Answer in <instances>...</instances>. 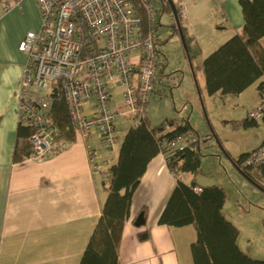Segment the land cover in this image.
Listing matches in <instances>:
<instances>
[{"label": "crops", "instance_id": "1", "mask_svg": "<svg viewBox=\"0 0 264 264\" xmlns=\"http://www.w3.org/2000/svg\"><path fill=\"white\" fill-rule=\"evenodd\" d=\"M165 12V8L158 6L157 46L164 61L151 93L159 92L160 74L169 64L161 44L168 42L169 34L173 39L177 31L172 29L174 22L170 19V12L167 18H163ZM39 25V11L34 0H0V264H79L100 217L101 202L105 197L100 187L101 177L93 173V164L88 155V146L99 147L98 137L94 136L85 143L75 134L74 142L67 143L63 150L47 158L12 160L19 123L16 90L26 61L18 45L27 32L37 30ZM181 25L186 34L192 37V53L196 54L192 64L200 67L206 56L228 38L241 32L243 16L239 0H189L186 20ZM162 26L168 27V33L162 30ZM259 43L264 48V36ZM190 70L192 72L191 65ZM191 74L194 75L193 72ZM197 74L200 91L197 90L196 94L182 92L193 109L198 107L197 101L200 102L201 96L205 100L214 99L217 109L212 110L220 118L219 127L223 131L206 133L204 142L216 144L222 150L224 166L232 179L242 186L247 182L252 183L232 160L252 151L264 141L261 119L253 125L239 124L247 120L248 112L259 105L258 85L263 78L236 95H208L201 71H197ZM193 78L196 85L195 75ZM121 95L122 87L114 85L111 99L115 107L121 105ZM149 95L146 117L151 126L156 127L167 119H183L190 124L194 135L200 136L185 114H170L153 124L148 114ZM91 109L92 102H86L84 112L89 113ZM115 125V150L108 152L101 149L99 152L97 165L103 171L115 162L121 139L130 126L129 117L120 115ZM199 143L202 146L203 141ZM263 172V168H260L255 174L264 180ZM181 179L185 183L194 181L199 187L224 186L201 174V169L197 175L182 173ZM175 183L176 178L165 156L161 153L155 155L147 164L132 195L129 218L124 223L119 245L118 264H193L190 244L196 237L194 227H169L158 223ZM142 210L146 212L144 225L136 227L134 221ZM222 211L226 219L240 228L239 223L226 215L225 203ZM144 230L148 232L149 239L141 242L137 239V233ZM237 243L242 249L244 243L239 237Z\"/></svg>", "mask_w": 264, "mask_h": 264}, {"label": "built area", "instance_id": "2", "mask_svg": "<svg viewBox=\"0 0 264 264\" xmlns=\"http://www.w3.org/2000/svg\"><path fill=\"white\" fill-rule=\"evenodd\" d=\"M40 17L39 28L29 31L18 49L26 56L16 97L19 122L33 129L29 141L30 158L42 160L67 143L50 120L54 88H58L70 125L83 142L98 137L99 147L88 146L93 173L106 180L107 172L98 167L99 152L116 147L115 120L129 117L130 126L141 123L148 95L155 89L164 57L157 46L158 6L168 0H34ZM180 24L186 20L189 0H172ZM146 28L142 31V14ZM170 19L174 22L170 11ZM174 35H178L177 31ZM114 85L122 87V102L111 99ZM259 105L247 119H261L264 89ZM86 102H92L89 113ZM185 120L165 123L164 131L182 126ZM201 142L192 132L160 143L162 151ZM167 161V160H166ZM251 171L264 167V141L240 162ZM195 192L201 187L194 186Z\"/></svg>", "mask_w": 264, "mask_h": 264}, {"label": "trees", "instance_id": "3", "mask_svg": "<svg viewBox=\"0 0 264 264\" xmlns=\"http://www.w3.org/2000/svg\"><path fill=\"white\" fill-rule=\"evenodd\" d=\"M239 5L243 16L241 32L228 38L206 56L200 67L192 64V59L196 55L192 53V37L186 34L182 27L195 80L196 72L200 70L208 95H236L259 78H263L258 85L259 92L264 89V48L259 43L264 36V0H239ZM165 9L170 12V7L167 6ZM142 18L144 32L146 24L143 14ZM172 29L176 30L175 23L172 24ZM53 94L50 120L60 131L59 139L68 144L72 143L75 140L74 128L69 123L58 88H54ZM146 103L141 123L128 127L121 139L115 162L105 170L108 174L107 179L100 180L105 197L101 202L100 217L79 264L119 263L123 226L129 218L132 195L147 164L155 155L161 153V142L171 141L187 132L194 134L187 121L169 131H164L165 123L174 124L175 119L164 120L156 127L151 126L146 117ZM255 122L247 119L240 121L239 124L247 126ZM261 122L264 124V109ZM32 133L33 129L30 126L21 122L17 124L12 152L14 162L23 161L31 156L29 138ZM162 153L176 178V183L158 223L169 227L186 225L194 227L196 237L190 244L193 264H264V260L251 259L239 247L237 243L239 229L226 219L222 211L226 198L223 188L208 185L202 186L201 192H195L194 181L185 183L181 179L182 173L190 172L197 175L200 172L202 157L200 143L194 142ZM248 153L232 160V163L248 180L264 191V180L256 176L257 170L251 171L240 167V162ZM262 168L264 171V167ZM140 212L144 218L145 210ZM137 239L141 242L147 241L148 232L146 230L138 232Z\"/></svg>", "mask_w": 264, "mask_h": 264}, {"label": "rangeland", "instance_id": "4", "mask_svg": "<svg viewBox=\"0 0 264 264\" xmlns=\"http://www.w3.org/2000/svg\"><path fill=\"white\" fill-rule=\"evenodd\" d=\"M167 15L168 11L166 10L163 18H167ZM162 30L165 33L169 31L167 26H162ZM173 36L174 38L171 39L169 34L168 42L161 44L164 53L167 54L169 64L164 73L160 74L159 92L149 95L148 114L150 119L153 124H157L170 114H185L189 117L190 122L200 134V140L203 141L201 174L203 173L208 179H213V181L226 186L225 188L223 186L226 194L225 213L240 224V228L236 227L239 229V240L244 243L242 250L251 259L264 260V191L257 189L250 182L242 186L234 178L232 179L228 169L224 166L222 150L216 144L204 142L206 133L223 132L219 127L220 118L212 110L217 107H215L214 99L205 100L202 96L200 102L197 101L198 107H194V109L191 107L182 91L196 94L199 90V74L196 76L198 81L196 79L195 85L190 63L180 38L178 35L173 34ZM205 105L207 106L205 107Z\"/></svg>", "mask_w": 264, "mask_h": 264}, {"label": "water", "instance_id": "5", "mask_svg": "<svg viewBox=\"0 0 264 264\" xmlns=\"http://www.w3.org/2000/svg\"><path fill=\"white\" fill-rule=\"evenodd\" d=\"M168 3H169L170 11H171V13L173 15V18H174V23H175V26H176V29H177L178 36L180 38L181 44H182L183 49H184V51L186 53V56L188 58L187 46H186V43H185V38H184L182 26H181V24H180V22L178 20L177 14H176L175 5H174L172 0H168ZM188 60H189V58H188ZM134 224H135L136 227H140V226H142L144 224V218H143V214L142 213L138 214V216L136 217V219L134 221Z\"/></svg>", "mask_w": 264, "mask_h": 264}]
</instances>
